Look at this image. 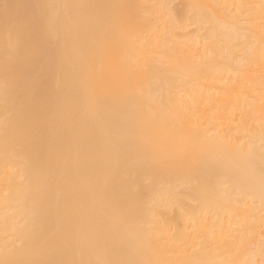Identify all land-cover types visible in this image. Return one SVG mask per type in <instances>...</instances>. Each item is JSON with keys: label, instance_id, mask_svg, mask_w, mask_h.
<instances>
[{"label": "bare ground", "instance_id": "obj_1", "mask_svg": "<svg viewBox=\"0 0 264 264\" xmlns=\"http://www.w3.org/2000/svg\"><path fill=\"white\" fill-rule=\"evenodd\" d=\"M0 264H264V0H0Z\"/></svg>", "mask_w": 264, "mask_h": 264}]
</instances>
